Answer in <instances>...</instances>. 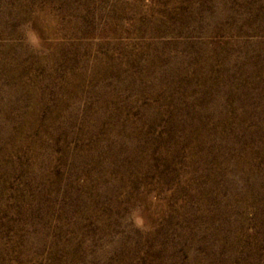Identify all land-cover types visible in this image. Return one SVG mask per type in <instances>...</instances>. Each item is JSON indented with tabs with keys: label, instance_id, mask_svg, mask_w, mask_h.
Listing matches in <instances>:
<instances>
[{
	"label": "rangeland",
	"instance_id": "obj_1",
	"mask_svg": "<svg viewBox=\"0 0 264 264\" xmlns=\"http://www.w3.org/2000/svg\"><path fill=\"white\" fill-rule=\"evenodd\" d=\"M0 264H264V0H0Z\"/></svg>",
	"mask_w": 264,
	"mask_h": 264
}]
</instances>
